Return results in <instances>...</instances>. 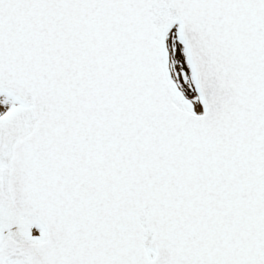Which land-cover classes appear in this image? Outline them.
I'll list each match as a JSON object with an SVG mask.
<instances>
[{"label":"snow or ice","instance_id":"snow-or-ice-1","mask_svg":"<svg viewBox=\"0 0 264 264\" xmlns=\"http://www.w3.org/2000/svg\"><path fill=\"white\" fill-rule=\"evenodd\" d=\"M0 264H264V0H0Z\"/></svg>","mask_w":264,"mask_h":264}]
</instances>
